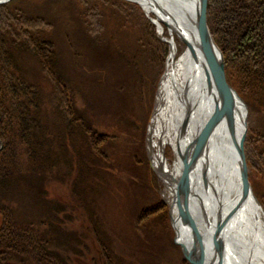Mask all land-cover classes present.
Returning <instances> with one entry per match:
<instances>
[{
  "label": "rangeland",
  "instance_id": "rangeland-1",
  "mask_svg": "<svg viewBox=\"0 0 264 264\" xmlns=\"http://www.w3.org/2000/svg\"><path fill=\"white\" fill-rule=\"evenodd\" d=\"M19 1H22V7L15 13L11 10L15 8L14 0H0V5L7 3L6 8H0V36L7 42L17 37L13 47L21 51V37L26 38L37 27L46 28L51 52L47 57H51L53 69L61 71L66 83L62 87L69 92L64 91L61 101L55 103L54 93L57 94L58 88L62 89L60 85L58 87L56 79L49 74L40 83L42 87L52 90L48 92L50 99L45 101L41 110L46 113L49 122L61 126L57 135L54 130L55 135H49L50 144L54 149H61L74 157V166L75 162L76 166L79 165L77 156L82 151L88 150V154L92 152V159L97 162L95 166L102 170L91 167V177H96L95 180L106 177L103 182H98L101 190L97 188L99 191H95L92 186L94 193L104 197L100 203L104 208L99 213L97 211L100 225L94 223V228L92 223L87 228L92 232L86 234L91 242L94 230L106 233L111 230L115 235L110 239L107 235L99 239L97 256L96 252L87 251L88 246L80 242L81 234L77 235L73 243L86 251L69 263L195 264L185 257L175 231L171 210L174 201L168 183L172 178L169 177V181L161 175V166L155 162L157 157L163 155L171 170L176 159L173 146L164 142L169 136L162 130L166 112L158 110V103L162 98L165 106L168 99L165 96H171L169 87L161 79L163 76L167 79V70L170 75L174 73L173 61L186 51L185 42L175 31L161 30L155 15L136 0ZM209 1L206 19L210 18L216 31L209 25V18L207 25L221 53L226 82L241 98L239 103L245 105L246 109L242 149L250 196L261 209H257L258 213H264V84L252 80L255 70L246 62L240 50L232 49L231 45L229 49L221 43L224 37L229 39L231 35L213 17V12L220 9L222 0H211L213 8ZM28 23L31 28H28ZM22 26L27 27L28 32H24ZM15 32L19 36L10 37ZM173 39L178 50L174 52L171 51ZM2 49L0 44V51ZM27 49L31 52V48ZM28 52L16 60L20 70L29 69L30 65L36 67ZM43 62L48 65V62ZM245 66L252 72H246ZM43 68L41 62L38 70L43 73ZM211 80L214 82V77ZM71 105L73 108L74 105L81 109L85 107L93 118L92 121L86 116L87 122L99 124V129L92 132L93 126L86 124L87 127L81 130L79 125L82 123L76 120ZM55 109L57 112H54ZM61 129H66L68 133L60 132ZM105 134H112L116 138L107 141ZM97 138L108 143L101 146L103 143H97ZM93 143L95 148L92 147ZM61 185L65 189L64 183H58V187ZM63 207L66 213L64 222L83 215L67 204H63ZM77 223L73 222V226L77 227ZM76 230L78 233L81 231V223ZM211 254L214 255L211 264L222 259L221 251L215 248ZM73 255L76 254L71 253ZM61 257L66 261L70 258ZM9 259V254L6 257L1 255L0 264H13L8 262ZM57 264L67 262L59 260Z\"/></svg>",
  "mask_w": 264,
  "mask_h": 264
},
{
  "label": "trees",
  "instance_id": "trees-1",
  "mask_svg": "<svg viewBox=\"0 0 264 264\" xmlns=\"http://www.w3.org/2000/svg\"><path fill=\"white\" fill-rule=\"evenodd\" d=\"M210 1L209 5L212 6ZM21 2L14 0L15 8L11 10L17 13L19 7H22ZM3 7L6 8L7 3L0 5V8ZM213 17L218 24H223L228 35L231 34L229 39L224 37L221 43L229 49L231 45L232 49L240 50L246 62L255 70V78L252 80L264 84V0H222L220 9L213 12ZM29 23L28 28H31ZM209 25L216 31L210 18ZM24 26L21 28L28 32ZM45 29L37 27L26 38L21 37V51L13 47L17 37L7 42L0 36L3 47L0 51V257L9 254L8 262L13 264H57L59 260L70 264L72 258H80L86 251L73 243L77 235L81 234L80 242L88 246L87 251L96 252V256L99 239L104 235L109 239L115 235L111 230V233L94 230L92 243L86 234L92 232L87 229L92 223L94 228L95 224L100 225L98 213L104 208L100 205L104 197L94 192L99 191V188L101 190L98 182H103L106 177L98 180L91 177V167L101 169L95 166L97 162L92 159L93 153L88 154L89 151L83 148L82 154L77 156L79 165L76 166L75 162L74 166V157L61 149H54L50 144L49 135H57L61 126L55 122V127L41 110L45 101L50 99L48 92L52 90L50 87H42L40 83L45 75L48 77L50 74L56 79L58 87L60 85L62 89L58 88L57 94L53 92L55 103L60 102L62 93L68 90L62 87L66 83L61 77V71L54 70L53 64L50 65L51 57H47L51 53L47 40L49 33ZM165 31H168L166 26ZM14 35L19 36L15 32L10 37ZM27 47L31 48V52H28ZM27 52L36 67L30 65L31 68L20 70L16 60ZM41 62L44 64L43 73L38 70ZM55 64L58 65V62ZM244 70L252 72L247 66ZM56 107L60 109L59 105ZM71 107L76 120L82 123L79 125L81 130L86 124L93 126L92 132L99 129V124L87 122L86 116L92 121L93 118L85 107ZM60 132L67 131L61 129ZM109 138L113 140L116 136L105 134L107 141ZM96 142L103 143L101 146L108 143L98 138ZM58 183H64L65 189L62 185L58 187ZM63 204L81 211L82 217L68 218L64 222L66 213ZM74 218L77 220L73 221ZM73 222H78L77 227L73 226ZM80 223L81 231L78 233L76 229H79ZM71 253L76 255L71 256ZM62 255L70 257L69 260L63 259Z\"/></svg>",
  "mask_w": 264,
  "mask_h": 264
},
{
  "label": "bare ground",
  "instance_id": "bare-ground-1",
  "mask_svg": "<svg viewBox=\"0 0 264 264\" xmlns=\"http://www.w3.org/2000/svg\"><path fill=\"white\" fill-rule=\"evenodd\" d=\"M136 1L155 15L161 30L166 26L168 31H175L187 47L174 59V73L170 75L167 70V79H161L171 94L165 96L168 107L163 106L162 98L158 103V110L166 112L162 130L169 136L164 142L173 146L176 159L171 170L163 155L155 159L161 166L159 173L169 181L172 178L168 183L177 237L188 251H193V259L204 264H210L214 256L212 237L219 240L222 255L213 264H264V213H258L257 201L251 196L243 198L241 193L237 144L244 139L246 109L236 101L235 110L229 113L232 122L227 121L222 110L223 93L211 80V61L205 59L200 48L196 28L200 2ZM171 44V51H178L174 39ZM215 50L219 51L217 46ZM186 167L187 185L183 178Z\"/></svg>",
  "mask_w": 264,
  "mask_h": 264
},
{
  "label": "water",
  "instance_id": "water-1",
  "mask_svg": "<svg viewBox=\"0 0 264 264\" xmlns=\"http://www.w3.org/2000/svg\"><path fill=\"white\" fill-rule=\"evenodd\" d=\"M200 6L199 10H197V24L196 28L198 30V39L200 43V48L202 52L204 51L205 59L208 61H211L210 66H211V71H212V76L214 77V82L216 86L219 89V93L222 95L223 99V106L222 110L223 112H226V116L228 117L229 122H232V118L229 115L231 110H235L236 106L235 103L236 101L239 102V98L237 100V94L235 95V91L232 90V88L229 86V84L226 82L225 75H224V70H223V60L221 53L219 51L216 52L215 48L216 45L213 42V39L210 35V31L208 29L207 23H206V5H207V0H199ZM218 93V94H219ZM233 131V130H232ZM245 131V129L243 130ZM232 133V132H231ZM244 134V133H243ZM243 137V136H242ZM203 142V141H202ZM237 149L239 153V157L241 159V169H240V178L242 182V197H248L250 196V187H249V182L247 178V170H246V164L244 162V153L242 149V141H240L239 144H237ZM184 181L185 184L187 185L188 180L187 178V167H186V172L184 174ZM222 222L218 224V228H222ZM216 239L215 237H213ZM200 240V238H198ZM214 247L216 251H220V244L219 240H214ZM182 246V251L187 259H190L193 261L195 264H204L202 260L199 259H193V251H188V249L181 244ZM211 264V263H210Z\"/></svg>",
  "mask_w": 264,
  "mask_h": 264
}]
</instances>
